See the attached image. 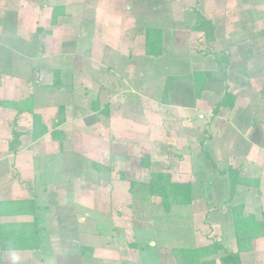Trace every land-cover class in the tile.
Segmentation results:
<instances>
[{"label": "rangeland", "instance_id": "1", "mask_svg": "<svg viewBox=\"0 0 264 264\" xmlns=\"http://www.w3.org/2000/svg\"><path fill=\"white\" fill-rule=\"evenodd\" d=\"M194 10L215 25L211 41L192 30ZM147 27L160 30V58L145 55ZM213 53L228 54L226 86L180 106L182 94L194 95V73L216 72ZM1 92L13 106H0V203L36 201L43 247L0 249L1 264H12L13 255L17 264H176L173 249L212 239L236 251L227 235L230 205L222 203L227 166L239 172L235 200L243 215L264 224V0H0L5 98ZM224 92L234 106L214 115ZM26 96L46 130L38 140L32 116L18 114ZM62 107L64 122L56 125ZM12 128L21 133L14 154ZM144 155L150 168L139 164ZM111 157L106 182L91 164L109 166ZM151 172L190 183L192 203L164 209L157 197L134 201L129 181L147 182ZM32 221L0 214V225L22 235L20 224ZM240 257L264 264V236L243 245Z\"/></svg>", "mask_w": 264, "mask_h": 264}, {"label": "trees", "instance_id": "2", "mask_svg": "<svg viewBox=\"0 0 264 264\" xmlns=\"http://www.w3.org/2000/svg\"><path fill=\"white\" fill-rule=\"evenodd\" d=\"M135 1V0H133ZM151 1V0H144ZM175 1V0H174ZM55 10H62V8H54ZM195 11V24L192 26V30L203 33L204 39L206 41H211L213 38V33L215 32V25L212 21L207 20L204 16L198 11ZM233 11V10H232ZM53 21L57 18V15L53 13ZM41 30L38 29V32ZM145 55L153 58H160L163 54V47L161 44V33L158 27H147L145 29ZM209 53V52H207ZM214 62L216 64V72L204 71L199 73H194L191 76V81L194 89L193 94H182L180 99V106L190 107L193 105L195 99H197L200 93L204 90H207L212 85L219 86L227 84L228 81V72L229 69V60L227 53H213ZM11 57V55H10ZM11 60V58H8ZM13 76L15 74L13 73ZM237 82V80H233ZM59 74L53 72V86H59ZM225 89V88H224ZM235 103L234 95L223 93L222 98L216 104L214 109V115H216L221 108H232ZM0 106L12 107L11 102L0 101ZM32 99L30 96L18 102V114L29 113L32 116V136L33 139L38 140L46 134L44 125L41 122V118L38 113L32 110ZM91 110H98L97 102L95 100L91 102ZM107 108H104L101 112L105 116L108 114ZM95 120V118H92ZM86 127L93 124V121H88ZM64 122V108L62 107L58 121L56 125L62 124ZM15 125V122H14ZM60 135L62 132H52V135ZM12 139L8 143V151L14 154L18 147H20L19 138L21 136L20 132L11 130ZM201 146L204 144L200 142ZM77 158V155H73ZM113 158V157H111ZM206 153L203 160L215 165ZM76 160V161H77ZM80 164H83V159L80 158ZM115 159H111L109 166H102L98 163H92L91 167L94 171L102 174V179L104 181L110 180V175L115 169L113 164ZM139 164L143 168H150V158L148 155H144L139 159ZM74 166L78 168V163H74ZM227 171L222 176L225 177L223 180L225 186V195L223 197L222 203L225 205H230L231 218L229 222V238H233L237 243V250L232 251L227 246L226 243H220L211 240V243L202 247L186 248L180 247L173 249V256L175 258L176 264H214L217 259L220 264H242L240 251L243 245L251 243L253 240L264 236V224L258 222L253 216L243 215V203L236 202L235 196L237 192V185L240 183L238 180L239 172L232 168L231 166L226 167ZM78 170L81 172L78 173L79 176L86 175V169L83 166H79ZM84 174V175H83ZM121 179H125L122 173H119ZM244 183V182H243ZM246 184L251 185L249 180ZM128 193L130 197L135 201L140 203H148L151 198L157 197L160 200L161 206L164 209H169V207L176 206H186L192 203L193 200V186L190 183H177L173 182L170 174L163 172H151L147 182L141 181H129ZM11 208V210H10ZM38 207L36 206V201L34 200H25L19 202H10V203H0V214H5L8 216H18V215H30L33 217L31 223H25L22 226L25 227V235L20 234V232L11 230L7 225H0V249L1 250H33L39 251L42 250L41 245V232L39 225L37 223V212ZM91 251L89 248H82V252ZM204 260V261H203ZM1 264V263H0Z\"/></svg>", "mask_w": 264, "mask_h": 264}, {"label": "crops", "instance_id": "3", "mask_svg": "<svg viewBox=\"0 0 264 264\" xmlns=\"http://www.w3.org/2000/svg\"><path fill=\"white\" fill-rule=\"evenodd\" d=\"M11 77V76H10ZM6 79H8V78H6ZM8 81V80H7ZM2 83H4V80H2ZM9 83V82H8ZM2 93V95H6V97L5 98H2V97H0V101H5V102H11L10 100H11V98H9V97H7V93L6 92H1ZM10 93H14V92H10ZM1 95V96H2ZM28 96H26V97H24V98H21V100H24L25 98H27ZM2 98V99H1ZM3 99H5V100H3ZM20 100V101H21ZM18 102H19V100H18ZM27 115V117L28 116H31L29 113H27V112H25V113H22V114H20V116H26ZM20 116H19V118H20ZM29 118V117H28ZM21 119H22V117H21ZM31 123H32V118H31ZM16 160H17V156L15 155V160H14V162H13V166L14 167H18V162H19V160H17L18 162H16ZM16 163H17V165H16ZM17 186H19V185H17ZM15 187V186H14ZM20 188H23V187H20ZM28 216V215H27ZM25 224V223H24ZM20 225H23V224H20Z\"/></svg>", "mask_w": 264, "mask_h": 264}, {"label": "clouds", "instance_id": "4", "mask_svg": "<svg viewBox=\"0 0 264 264\" xmlns=\"http://www.w3.org/2000/svg\"><path fill=\"white\" fill-rule=\"evenodd\" d=\"M20 259V257L16 256V255H13L11 256V261H12V264H17V261Z\"/></svg>", "mask_w": 264, "mask_h": 264}]
</instances>
